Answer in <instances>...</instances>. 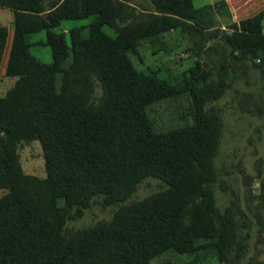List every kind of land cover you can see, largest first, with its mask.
<instances>
[{
  "label": "trees",
  "instance_id": "16d2710c",
  "mask_svg": "<svg viewBox=\"0 0 264 264\" xmlns=\"http://www.w3.org/2000/svg\"><path fill=\"white\" fill-rule=\"evenodd\" d=\"M147 1L154 10L147 26L126 23L112 36L102 26L126 15L122 0H0L13 14L4 74L15 77L0 96V264H200L203 254L228 246L232 231L210 189L219 118L202 108L219 89L198 63L177 80L137 71L127 57L148 34L197 31L183 18L205 19L208 6ZM63 19H87L65 30L68 43L54 30ZM258 25L256 15L240 19L225 42L264 64ZM38 30L50 62L28 50V35ZM6 38L0 25V59ZM161 103L173 116L155 106ZM31 139L41 147L42 179L23 172L17 158L16 144ZM145 177L165 188L120 205L108 223L63 235L65 220L93 196L121 202Z\"/></svg>",
  "mask_w": 264,
  "mask_h": 264
},
{
  "label": "rangeland",
  "instance_id": "374dc122",
  "mask_svg": "<svg viewBox=\"0 0 264 264\" xmlns=\"http://www.w3.org/2000/svg\"><path fill=\"white\" fill-rule=\"evenodd\" d=\"M49 1L43 0V3ZM122 1L125 3L123 12L126 15L117 19L113 27L102 26V30L112 36L118 32L117 28L126 23L147 26L149 15L154 12L152 4L147 0ZM210 1L191 0L195 7H203L204 3ZM240 2V12L235 13V16H231L226 4L222 3L219 8H211L210 13L204 14L205 19L198 22L195 18H183L190 25L199 26L197 31L179 26L151 33L141 37L134 48L127 52L135 70L157 72L161 77L172 76L177 80L188 78L183 72L198 63L199 69L206 75V83L219 89L217 97L205 98L202 108L219 118L212 146L214 179L210 189L217 216L231 229L233 237L220 255L212 249L200 256V264H264V64L259 56L246 54L243 57L244 54L225 42V35L232 31L230 26H237L240 19L251 15L258 16L259 31L264 34V0ZM0 9V25L8 29L0 59L1 69L10 43L13 14L6 6H0ZM8 13L12 16L11 20ZM86 22L87 19H63L54 30L64 31L68 43L65 30ZM27 39L31 55L41 62L51 61L50 48L43 42V30L31 32ZM3 72L1 69L0 96L4 95L15 79L1 74ZM98 94L99 88L95 82L94 95ZM163 104L155 106L163 110L168 108L166 113L173 116L170 108ZM184 104H179L175 113ZM16 153L23 172L44 178L42 151L37 139L18 142ZM164 188L165 184L158 178L145 177L121 202L104 205L101 195L97 194L78 216L65 220L63 235L68 236L100 222L108 223L120 205L129 204ZM4 192L5 189L0 188V195Z\"/></svg>",
  "mask_w": 264,
  "mask_h": 264
},
{
  "label": "crops",
  "instance_id": "0c3cea01",
  "mask_svg": "<svg viewBox=\"0 0 264 264\" xmlns=\"http://www.w3.org/2000/svg\"><path fill=\"white\" fill-rule=\"evenodd\" d=\"M192 3V2H191ZM226 4V7H228V10H229V14L231 15V16H235V13H238V12H240V7H241V2H240V0H211L210 1V3H204V5L205 6H208V9H209V12L211 11V8H213V9H216V6L219 8V6H221V5H223V4ZM233 4V5H232ZM228 5H230V6H228ZM195 7V6H194ZM200 7V6H199ZM2 9H0V12H2L1 11ZM6 12V11H5ZM8 14H10V13H8ZM11 18H12V16H11V14H10V20H11ZM5 25V24H4ZM8 30V29H7ZM12 30V29H11ZM11 34H12V31H11ZM7 56V55H6ZM5 62H6V59H5V61H4V64L2 65V67H1V69H3L4 70V65H5ZM0 69V70H1ZM1 74H3V75H5L4 74V72L3 73H1ZM6 76V75H5Z\"/></svg>",
  "mask_w": 264,
  "mask_h": 264
}]
</instances>
